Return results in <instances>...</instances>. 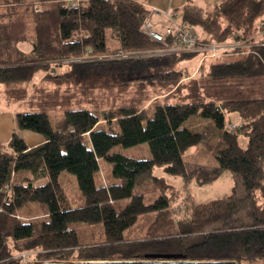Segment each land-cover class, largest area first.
Returning a JSON list of instances; mask_svg holds the SVG:
<instances>
[{
	"label": "trees",
	"instance_id": "16d2710c",
	"mask_svg": "<svg viewBox=\"0 0 264 264\" xmlns=\"http://www.w3.org/2000/svg\"><path fill=\"white\" fill-rule=\"evenodd\" d=\"M202 9L187 7L182 15L201 31L202 41H255L264 0H224ZM149 13L138 0H0V83L29 82L39 68L84 56L161 50L164 45L142 29ZM109 29L118 40L114 52L107 44ZM20 42L31 43V50L20 48ZM194 56L200 58L195 52L176 51L116 64L126 71L137 65L153 67L144 77L173 86L187 77L177 65ZM199 70L204 85L232 95L155 104L152 109H68L57 118L45 112L18 113V127L40 134L43 141L30 147L14 133L0 143V264H23V254L47 260L70 255L143 261L163 260L146 258L149 253H175L184 256L177 260L187 261H264V82L258 92L241 89L245 81L253 86L264 78V45L205 58ZM47 76L64 79L68 72ZM193 88L200 87L194 83ZM232 111L241 118L236 131L225 121ZM192 117L211 120L212 125L191 129L186 123ZM214 130L222 131L224 144L216 153L218 166L190 170L185 151L207 141ZM241 134L248 137L245 147L239 143ZM141 143L148 144L149 158L113 151L115 146ZM101 160L111 170L97 184ZM157 166L164 174L155 173ZM63 171L76 176L82 205L74 206L66 193ZM224 171L241 182L242 192L233 186L223 197L198 202L188 188L191 182L214 183ZM166 176L182 179L185 192ZM183 195L189 208L176 216L174 206ZM31 205L36 216L30 214ZM77 223H100L103 235L84 244L80 230L72 226Z\"/></svg>",
	"mask_w": 264,
	"mask_h": 264
},
{
	"label": "rangeland",
	"instance_id": "374dc122",
	"mask_svg": "<svg viewBox=\"0 0 264 264\" xmlns=\"http://www.w3.org/2000/svg\"><path fill=\"white\" fill-rule=\"evenodd\" d=\"M175 2L177 4L174 3L172 5V11H178L180 13L188 7L197 12H201L203 11L202 8L206 7V4H208L210 0H175ZM263 18L264 12L257 22ZM152 19L156 23L157 28L162 31L168 26H173V23H171L172 21H169L164 13L160 12L158 15L154 14ZM183 22L187 23L181 16L179 24L184 25ZM188 25L190 29L198 33L201 37L200 30L190 24ZM173 27L175 28V26ZM106 36L108 47L111 51H116L118 40L112 36L110 29L107 30ZM254 38L256 39V37ZM223 42L228 43L229 40ZM163 45V48H168L170 46L169 43ZM18 46L27 52L32 48V44L29 42H20ZM158 50L160 49L138 53L116 51L112 54L101 56H84L77 59H70L69 62L64 63L62 66H54L51 64L49 69L39 68L35 72L33 79L29 82L11 84V86L0 83V138L5 136L11 137L16 133L26 142H32L33 135L41 137L40 134L34 131L18 127L16 120V115L18 113L45 112L51 117L57 118L68 109H89L94 112L125 106L152 109L155 104H183L186 102L211 99L216 96L220 97L221 94H223L217 92L215 86L211 84L204 85V76L197 66L200 61L198 56L182 60L177 65L178 69L187 71V77L189 78L186 84L184 82V84L179 83L173 86H169V83H163L159 80H152V77H144V75L148 76L154 71L152 70L153 67L148 70L147 67L143 65H137L133 70L129 68L126 71L125 69L123 70L122 64H116L121 60L149 56L151 53ZM177 50H181V47ZM71 61L87 62L90 64L85 66L79 65L78 63H70ZM55 71L58 73L68 72V76L64 79L45 76L46 73L55 75ZM191 74H193L194 77H192ZM196 80H199L198 83L200 85L202 84L199 90L193 88V84L197 82ZM262 82H264V78L260 80L259 83L252 86L251 81L248 80L243 83L241 89H243L245 93H251V88L256 89V92H258L260 91V84ZM223 85L220 86V90L222 91L225 90ZM205 92L207 95H205ZM224 95L226 96L223 97ZM231 95L230 93H224L222 97L227 98ZM192 121L193 124H189V126L191 125L190 127L194 130H204L207 125H212L209 124L212 121L207 119ZM225 121L227 124L235 123V125H239L241 118L238 112L232 111L225 114ZM239 143L242 147H245L248 143V137L242 134L239 135ZM223 145L222 131L214 130V134H212L207 141L192 146L185 151L183 157L187 167L190 170L194 168L214 169L218 166L216 153ZM113 151H120L124 154L139 158H149L151 154L147 143H141L131 147L115 146ZM100 165V174L95 177L97 184L104 182L111 170L110 164L105 160H101ZM155 173L158 175L164 174L162 168L158 166L155 167ZM166 178L167 181L173 183L182 194L185 192V184L182 179L169 176H166ZM60 180L68 196L73 199L74 206L77 207L82 205V196L77 186L76 176L67 171H63L60 175ZM148 185L149 184H147V187ZM233 186H237L238 190L242 192L241 182L236 179L231 172L224 171L214 183L199 184L193 180L188 188L194 194L198 202H207L229 194ZM185 201L186 199L183 195L180 200L176 202L174 206L176 216H180V214L188 210L189 205L186 204ZM28 209H30L31 215L36 216L34 214L35 205L29 206ZM72 226L80 230L82 243L84 244L96 242L100 239L101 235H103V227L100 223L92 225L77 223ZM3 255L7 256L6 250ZM23 257V264H231L225 262L195 263L177 259L171 261H123L118 259L81 260L70 255L63 258H55V260H47L42 257H33L31 255L26 257V254H23ZM241 264H264V261H243Z\"/></svg>",
	"mask_w": 264,
	"mask_h": 264
},
{
	"label": "built area",
	"instance_id": "2783aa9c",
	"mask_svg": "<svg viewBox=\"0 0 264 264\" xmlns=\"http://www.w3.org/2000/svg\"><path fill=\"white\" fill-rule=\"evenodd\" d=\"M158 13H160L159 9L155 7L151 9V12L148 14L143 23V32L151 39L156 40L162 44L169 43L170 46L168 48L154 51L153 53H151V55H161L176 51H189L198 53L201 58L200 61H202L203 59L209 57L225 56L238 49H241L247 53L255 44L264 45V40L252 41L249 39H238L235 41H229L228 43L204 42L202 41L198 33L190 29V26L187 23H183L184 25L179 24V19L182 14L178 12H161L164 13L165 17L169 21H172L171 23H173V26H175V28L173 26H168L162 31L157 28L156 23L152 19L153 15ZM180 47L181 50H177ZM228 129L236 131L237 125L233 123L229 124Z\"/></svg>",
	"mask_w": 264,
	"mask_h": 264
},
{
	"label": "crops",
	"instance_id": "0c3cea01",
	"mask_svg": "<svg viewBox=\"0 0 264 264\" xmlns=\"http://www.w3.org/2000/svg\"><path fill=\"white\" fill-rule=\"evenodd\" d=\"M139 2H141L143 5H145L146 7H148V9L150 10V12H151V9L152 8H157V9H159V11L160 12H166V11H169V12H178V11H172L171 9H172V5L175 3V4H177L176 2H175V0H138ZM213 1V2H212ZM222 1H224V0H210V2H208V4H206V7H204V8H208V7H211L212 5H214V4H217V3H220V2H222ZM149 5H151V6H149ZM179 13V12H178ZM181 14L183 13V11H181L180 12ZM156 15H158V14H156ZM263 28H264V18L263 19H261L259 22H257V33H256V35H255V37H256V39H255V41H261V40H263L264 39V30H263ZM66 62H69V60H67ZM197 66H198V68H199V66H200V61L198 62V64H197ZM46 76V75H45ZM191 76L192 77H194L193 76V74H191ZM190 76V77H191ZM204 76V75H203ZM202 76V77H203ZM188 78L189 77H186V78H184L182 81H181V83L180 84H184V82H185V84H186V82L188 81ZM197 82H195V83H197L198 84V86L199 87H201V85L198 83L199 82V80H196ZM198 119H201V120H206V119H202V118H194V117H192V118H190L188 121H187V125L189 126V124H193V121L192 120H198ZM207 122H210V121H207ZM209 124H211V123H209ZM235 124V123H234ZM191 126V125H190ZM189 126V127H190ZM194 127H196V126H194ZM191 128V127H190ZM192 129V128H191ZM34 137H33V139H32V142H26L27 143V145L28 146H30V147H33V146H36V145H38V144H40L42 141H43V137L41 136V137H39V136H37V135H33ZM11 137H8V136H5V137H2V138H0V143H6V142H8L9 141V139H10ZM195 263H197V262H195Z\"/></svg>",
	"mask_w": 264,
	"mask_h": 264
},
{
	"label": "water",
	"instance_id": "95a60500",
	"mask_svg": "<svg viewBox=\"0 0 264 264\" xmlns=\"http://www.w3.org/2000/svg\"><path fill=\"white\" fill-rule=\"evenodd\" d=\"M146 258L163 259V261H171V259H182L184 258L181 254L175 253H149L145 255ZM197 263H219V262H203V261H189Z\"/></svg>",
	"mask_w": 264,
	"mask_h": 264
},
{
	"label": "bare ground",
	"instance_id": "6f19581e",
	"mask_svg": "<svg viewBox=\"0 0 264 264\" xmlns=\"http://www.w3.org/2000/svg\"><path fill=\"white\" fill-rule=\"evenodd\" d=\"M184 23V22H183Z\"/></svg>",
	"mask_w": 264,
	"mask_h": 264
}]
</instances>
